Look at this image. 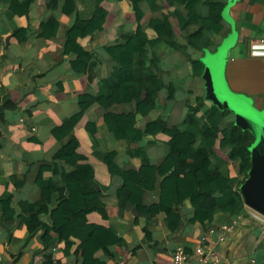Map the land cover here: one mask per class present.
Segmentation results:
<instances>
[{
  "label": "trees",
  "instance_id": "trees-1",
  "mask_svg": "<svg viewBox=\"0 0 264 264\" xmlns=\"http://www.w3.org/2000/svg\"><path fill=\"white\" fill-rule=\"evenodd\" d=\"M35 1L0 0L9 5V20L28 16ZM114 1H127L132 5L138 27L130 34L120 31V39L104 46L115 63L114 69L108 78L99 82L95 95L85 93L79 97L78 104L86 117L82 133L88 151L83 149V142L71 120L65 119L52 132L59 148L51 161L40 166L36 178L39 201L19 203L18 213L11 207L12 195L7 193L0 198L1 221L10 233L20 218L27 229L26 243L38 234L41 237L43 264H61L56 256V246L60 243L64 244L63 253L67 257L78 241L81 264H110L117 258L114 247H128L125 239L107 225L108 208L118 206L124 193L122 189L110 193L113 177L132 183L131 193L136 198L155 193L157 198L145 218L162 215L171 233L179 230L183 219L181 187L191 201L206 209V229L213 227L219 214L238 216L245 209L240 187L251 168L252 133L237 126L235 121L224 125V120L233 113L213 103L207 105L205 97H196L194 102L189 100L186 119L177 130L173 129L168 119L170 107L160 102V93L166 88L161 59L156 54L152 59L148 58L143 47L148 45L154 50L165 46L170 51L183 53L186 47L179 44L169 21L170 14L164 13L162 0L161 3L160 0ZM59 2H63V13L77 15L64 43V55L76 54L79 57L78 74L92 82L99 64L82 41L104 29L109 14L103 7L105 0H94V12L90 18L78 14L77 0H49L47 6L55 9ZM143 3H147L152 12H162L163 16H154L142 24L145 16L141 8ZM200 5L209 7L206 17L196 10L185 18L179 6L175 14L180 20L187 47L206 52L217 39L221 40L229 33L222 24L227 3L186 0L185 8L197 9ZM188 20L198 24L200 29L188 34L185 30ZM59 27L58 20L51 17L41 25L40 36L53 38ZM147 30L154 31V39H150ZM13 34L21 43L28 41L25 28L16 29ZM191 68L192 76H203L205 65L201 59L192 60ZM168 92L167 100L171 101L175 97V87L171 85ZM114 105L121 106L122 112L98 116V109L108 110ZM149 116L154 118L148 121ZM100 125H104L116 141L125 144L127 157L138 161V169H128L117 160L118 152L110 150L105 140L98 136ZM158 135L165 140V157L160 166L150 159L148 148L152 143H144L147 137ZM218 148L229 150L227 159L218 155ZM229 161L235 164L234 177L230 174ZM129 208L133 209L135 216H144L131 202L125 209H119L120 215ZM92 215H97L100 223L92 222ZM142 233L143 241L151 243V232L145 227ZM88 241L95 246L91 254Z\"/></svg>",
  "mask_w": 264,
  "mask_h": 264
},
{
  "label": "crops",
  "instance_id": "crops-1",
  "mask_svg": "<svg viewBox=\"0 0 264 264\" xmlns=\"http://www.w3.org/2000/svg\"><path fill=\"white\" fill-rule=\"evenodd\" d=\"M49 0H36L30 14L9 20V5L0 2V198L5 194L12 195L11 207L18 213L21 202L35 203L40 199V191L36 178L40 166L51 161L59 148L53 136V129L60 126L65 119H70L76 127L77 134L85 146L83 124L86 117L79 106V97L85 93L95 95L99 82L108 78L115 66L104 46L120 39V31L130 34L136 31L138 24L132 5L127 2L105 0L103 7L108 10L104 29L92 37L86 38L82 44L99 69L92 82L86 76L78 74L79 57L76 54L64 55L63 47L68 31L76 20V14L63 13V2L55 9L47 6ZM164 13L170 14L169 21L175 31L179 44L186 51L175 52L167 47L156 49L145 45L143 52L152 59L156 54L160 57V67L166 88L160 93V102L169 105V122L177 130L186 119V105L196 97H205L206 82L203 77L192 76L191 61H203L207 52L213 54L227 44L226 80L232 90L252 99L258 109H264V58L249 56L250 41L264 38V0H217L227 3L222 24L229 31L221 40L206 52L187 47L176 7H182V15L188 18L190 12H197L206 17L209 13L207 5L197 9L185 8L186 0H162ZM208 0H202L206 2ZM161 3V0H160ZM161 6V5H160ZM78 14L82 18H90L94 12V0H77ZM141 8L145 12L142 24L148 23L152 17H162V12H152L147 3ZM55 17L60 23L58 34L53 38L41 37V25ZM27 29V42H19L14 31ZM200 26L190 20L185 25L188 34H193ZM150 39L155 38L153 30H147ZM5 58V60H4ZM205 65V64H204ZM175 87V97L168 99V88ZM212 102L206 99V104ZM122 107L114 105L108 110L100 108L98 116L108 112L121 113ZM232 117V119H231ZM149 116L146 119H153ZM235 121L232 114L224 120V125ZM99 138L105 140L110 150L118 152V159L126 168L138 169V161L129 160L125 152V144L115 140L104 125H100ZM177 141L179 139H176ZM152 143L148 148L151 161L160 166L165 157V140L162 136H150L144 141ZM218 155L227 159L229 150L216 149ZM210 164V163H209ZM231 176H236L235 164L229 161ZM101 171L105 172L103 168ZM110 193L118 189L124 190L118 206L108 208L109 221L112 227L127 243V248L114 247L116 259L110 264H172L174 250L183 246L193 251L200 243L202 236L210 229L237 222L235 228L226 233L223 242L218 235L211 236L209 245L214 247L220 256L221 264H264V216L245 205L238 216L219 214L213 227L206 229L208 221L206 209L201 208L184 194L181 187L182 223L177 232L171 233L160 215L145 218L149 207L155 202V193L136 198L132 195V183L119 177L111 180ZM131 202L144 216H135L129 208L120 215L119 209H125ZM0 208V260L8 264H43L40 253L43 244L39 234L25 242L27 229L24 222L17 218L10 231L1 221ZM92 222H99L97 215L91 216ZM152 234V242L143 241V228ZM76 241L69 256L63 253L64 244H57L56 256L61 264H81L82 255L78 251ZM90 254L95 250L91 241L87 242Z\"/></svg>",
  "mask_w": 264,
  "mask_h": 264
},
{
  "label": "water",
  "instance_id": "water-1",
  "mask_svg": "<svg viewBox=\"0 0 264 264\" xmlns=\"http://www.w3.org/2000/svg\"><path fill=\"white\" fill-rule=\"evenodd\" d=\"M227 44L216 53L207 52L203 59L206 99L235 115V124L249 130L254 142L250 147L251 168L240 191L245 205L264 216V109H258L252 99L237 93L226 80Z\"/></svg>",
  "mask_w": 264,
  "mask_h": 264
},
{
  "label": "built area",
  "instance_id": "built-area-1",
  "mask_svg": "<svg viewBox=\"0 0 264 264\" xmlns=\"http://www.w3.org/2000/svg\"><path fill=\"white\" fill-rule=\"evenodd\" d=\"M249 56L252 58H264V38L252 40L248 45ZM237 222L231 225H222L217 229H210L209 232L202 236L200 243L191 252L183 246L177 247L172 255V264H221V259L216 249L209 245L211 236L218 235V241L225 240L226 233L232 231ZM264 263V260H263ZM0 264H8L0 260Z\"/></svg>",
  "mask_w": 264,
  "mask_h": 264
},
{
  "label": "rangeland",
  "instance_id": "rangeland-1",
  "mask_svg": "<svg viewBox=\"0 0 264 264\" xmlns=\"http://www.w3.org/2000/svg\"><path fill=\"white\" fill-rule=\"evenodd\" d=\"M209 51V50H208ZM212 53V52H211ZM170 110H171V108H170ZM231 119H232V117H231Z\"/></svg>",
  "mask_w": 264,
  "mask_h": 264
}]
</instances>
